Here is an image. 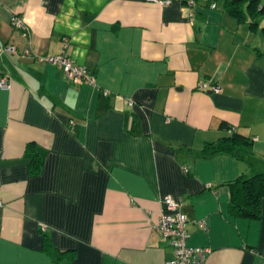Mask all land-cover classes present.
<instances>
[{
	"label": "crops",
	"instance_id": "crops-1",
	"mask_svg": "<svg viewBox=\"0 0 264 264\" xmlns=\"http://www.w3.org/2000/svg\"><path fill=\"white\" fill-rule=\"evenodd\" d=\"M23 49L64 51L93 83ZM2 76L0 264H165L172 247L154 222L166 194L186 217V244L208 248L197 264H264V197L257 218L232 215L226 184L264 172V12L239 19L221 0H0ZM227 127L248 142L205 152ZM26 151L41 156L37 172Z\"/></svg>",
	"mask_w": 264,
	"mask_h": 264
},
{
	"label": "built area",
	"instance_id": "built-area-1",
	"mask_svg": "<svg viewBox=\"0 0 264 264\" xmlns=\"http://www.w3.org/2000/svg\"><path fill=\"white\" fill-rule=\"evenodd\" d=\"M169 0H160V2L166 3ZM209 7H215L217 0H205ZM190 3L193 0H189ZM9 22L16 28H20L23 33L27 31L26 26L22 22L21 18L17 15H11ZM3 48L10 51H15L13 45L6 44ZM21 57L36 58L38 60L54 63L61 66L62 74L65 78L75 82H87L93 83L92 76L88 73L84 65L73 63L64 51H60L57 54H36L28 49H23L19 52ZM0 86H8V82L5 77H0ZM200 88L206 87L205 83H200ZM210 90L216 92L220 90V87L216 84L211 85ZM132 100L128 99V104H132ZM230 131V128L228 129ZM161 207L158 212L157 219L154 222V228L159 235L166 238L172 247V257L165 261V264H197L200 263L206 252L207 247L192 246L186 244L188 232L185 229L186 217L179 208V201L173 198L171 195H163L160 199ZM2 201L0 199V206ZM199 226L204 227L203 221H199Z\"/></svg>",
	"mask_w": 264,
	"mask_h": 264
},
{
	"label": "trees",
	"instance_id": "trees-1",
	"mask_svg": "<svg viewBox=\"0 0 264 264\" xmlns=\"http://www.w3.org/2000/svg\"><path fill=\"white\" fill-rule=\"evenodd\" d=\"M221 2L230 14L239 19L244 17L245 12L253 15L264 12V2L258 6L260 0H221ZM221 126L226 127L227 125L221 123ZM247 142L243 135L229 131L218 139L207 142L204 151L207 153L223 151L236 155L239 145ZM25 154L30 158L28 162L29 171L37 172L41 156L31 151H26ZM226 184L229 185L230 189L228 211L235 216L257 218L260 213V200L264 197V172L250 176L238 175L231 181H227Z\"/></svg>",
	"mask_w": 264,
	"mask_h": 264
}]
</instances>
